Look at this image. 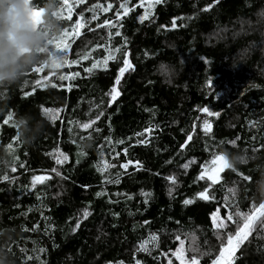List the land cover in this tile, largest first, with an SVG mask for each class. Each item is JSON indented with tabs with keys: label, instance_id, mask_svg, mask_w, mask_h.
<instances>
[{
	"label": "trees",
	"instance_id": "1",
	"mask_svg": "<svg viewBox=\"0 0 264 264\" xmlns=\"http://www.w3.org/2000/svg\"><path fill=\"white\" fill-rule=\"evenodd\" d=\"M124 2L69 0L71 19L61 20L72 33L67 60L76 63L52 75L32 69L0 88V157L14 154L11 164L0 161V253L9 264H180V243L187 261L209 264L243 223L237 212L262 202L254 184L264 164V39L254 24L264 0H127L126 15ZM234 29L246 35L233 40ZM249 42L241 63L235 53ZM125 53L133 67L115 84ZM106 56L115 59L104 67ZM162 61L171 75L157 71ZM70 73L78 75L59 78ZM114 85L119 95L109 104ZM21 116L41 126L29 144L19 139ZM225 153L247 162L223 169L215 183L198 179ZM33 176L44 179L33 185ZM205 190L210 199L197 195ZM231 264H264V222L253 224Z\"/></svg>",
	"mask_w": 264,
	"mask_h": 264
},
{
	"label": "clouds",
	"instance_id": "2",
	"mask_svg": "<svg viewBox=\"0 0 264 264\" xmlns=\"http://www.w3.org/2000/svg\"><path fill=\"white\" fill-rule=\"evenodd\" d=\"M34 0H0V88L23 81L34 66H42L52 72H58L57 64L62 60L56 55L50 41L62 38L63 25L60 17L61 0H42L41 22H35ZM255 28L264 39V8L255 13ZM246 35L242 29L232 31V39L239 40ZM252 50V43L237 49L235 55L244 62ZM157 71L165 76L174 72L173 66L160 62ZM29 118L21 116L15 121L20 133V142L29 144L39 134L40 125L30 127ZM14 154L5 153L0 161L11 164ZM230 168L235 169L247 162L245 156L238 153H225ZM259 172L254 184L257 198L264 201V164L257 165ZM0 264H9L6 256L0 253Z\"/></svg>",
	"mask_w": 264,
	"mask_h": 264
},
{
	"label": "snow or ice",
	"instance_id": "3",
	"mask_svg": "<svg viewBox=\"0 0 264 264\" xmlns=\"http://www.w3.org/2000/svg\"><path fill=\"white\" fill-rule=\"evenodd\" d=\"M77 2H82V0H77ZM126 3H127V0H125L124 3L120 4V7L124 9V14L125 15L129 11L128 7L126 6ZM159 3H161V0H149V7H152L155 4H159ZM93 7L94 8L99 7V8H101L102 11L107 12L112 7V5L108 4L107 7H102V6L97 4V5H94ZM208 7H211V5H208ZM65 8L67 9V12H68V16L67 17L64 16ZM71 11H72V5L69 3V0H61V8H60V17H61V19L70 20L71 19ZM42 13H43V8H41V7H36L35 8L34 17H35V22L37 24H39L41 22ZM147 16H148V12L146 11L145 14L140 16L138 19L141 22H143L145 19H147ZM92 19H96V17L93 16ZM117 19H119V15L117 16ZM103 23H104V25H108L110 23V21L105 19ZM81 26H82L81 21L79 19H77L75 25L72 26L73 27V31L76 33V35H79L78 29ZM99 26L100 25H97V27H99ZM164 27H165L164 25H161V28H164ZM172 27L173 28L177 27L175 19L173 20ZM119 34H120L119 31H117L116 35H119ZM71 35H72V33L69 32L65 28L63 30L61 39H59V40L54 39V40L49 42L51 47H52V49H54L56 55L62 60V63L57 64V67L59 69L61 67H63L65 64L76 63V61H71L70 62V61L67 60V53H68V49L70 47V45L67 42V40H68V37L71 36ZM110 59H115V57L114 56H106L104 58V64H103L104 67L107 66V61L110 60ZM97 66H98L97 63H93L92 64V68L86 69L85 71L91 72L92 69L96 68ZM132 67H133L132 64L127 60V53H125L124 66L119 68L118 74L116 75L115 84H119L123 74L126 71L132 69ZM43 69L44 68L42 66H39V65L33 67V71L37 72V73L41 72ZM52 74H53V72L49 71V75H52ZM74 75H78V73L77 74L70 73L67 76L61 75L59 78L61 80H63V79L73 78ZM42 79L46 81V80H48V76H44V77H42ZM35 84L37 86H39V87L45 86V85H43L41 83V80H39V79L35 81ZM208 86L210 88H213L211 80L208 81ZM25 95H27V93H25ZM110 95H111V100L108 101L109 104H111L112 101H114L117 98V96L119 95V92H118V90H117L115 85L112 87ZM200 111L201 112H206L209 116H218L219 115L218 112L211 111V110H209L208 107L201 108ZM46 112L51 113V110H46ZM9 115H11V114H9ZM51 118L55 119V114L54 113L51 114ZM98 118L99 117H97V119ZM5 122H7V121H5ZM82 127L88 128L89 124H84V125H82ZM203 127L205 128L206 131H208V132L211 131V124L208 121H204ZM137 135H139V134H137ZM189 139H191L190 136H189ZM140 142L143 143V141H140ZM117 143H122V141H118ZM181 147L183 148L184 145H181ZM126 151L127 150H125V152ZM65 159H66V157H65ZM60 162L61 161L58 159L57 163H60ZM131 163H133V162L131 160H129L127 163L120 165V167L124 168V169H127L128 164H131ZM210 164L212 166L211 169L205 168V171L200 174L198 179H203L204 176H207L208 180H210L213 183H215L217 181V179H218V173L221 172L225 168H230L229 165L227 164L225 156L222 155V154L213 156L212 160L210 161ZM187 166L188 165L185 164L182 167L186 168ZM201 167H205V166L202 165ZM98 170H100V169H98ZM53 171H55V169H53ZM57 175H59V173H57ZM244 178L245 179H250L249 177H244ZM3 179H8V177L5 176V177H3ZM32 179H33V185H34L36 181L43 180L44 178L43 177H38V176H33ZM168 179L169 180H174L173 177H168ZM209 187H211V185H209ZM206 191L207 190H205V192H200L197 195L200 198L205 199V200L210 199L211 197L209 195H206ZM229 191H233V190L229 189ZM97 195H100V193H97ZM184 203L188 204V203H191V201L190 200H185ZM88 215H89L88 211L85 210L84 211V216L87 217ZM237 215L243 221L242 225L237 228L236 233H235V238L233 237L232 234H229L228 237H227V242L224 243L222 241L221 247L219 249V255L214 260H212L211 264H231V254H232V252L236 249V247L239 245V243L243 239H245L247 237V235L249 233V230L252 228L253 224L258 219L261 220L262 222H264V202H261L259 205H253L249 213L237 212ZM228 218L231 219L232 217L229 216ZM213 222H214L213 223L214 227H219V228H223L224 227L223 223H221L219 225H217L215 223V213H213ZM145 223H147V222H145ZM76 226L79 227V220L77 221ZM73 230H75V229H73ZM153 240H155V236H153ZM141 250H147V249H144L143 245H142ZM193 251H195V249H193ZM173 255H175L177 257V259L180 260V264H185V261L183 259V253L180 251V249H177V251L175 253H173ZM137 264H139V262H137ZM190 264H198V260H197V257L195 255H193L191 257Z\"/></svg>",
	"mask_w": 264,
	"mask_h": 264
},
{
	"label": "rangeland",
	"instance_id": "4",
	"mask_svg": "<svg viewBox=\"0 0 264 264\" xmlns=\"http://www.w3.org/2000/svg\"><path fill=\"white\" fill-rule=\"evenodd\" d=\"M57 154L59 155V153H57ZM57 154H56V156H58ZM58 157H60V155H59ZM211 167H212V166H211V164H210V165H209L208 167H206V168L211 169ZM262 202H264V201H262ZM257 221H259V219H258ZM215 223H216L217 225L223 223V222H222V219L219 218L217 214L215 215ZM241 225H242V224H241ZM241 225H240V226H241ZM240 226H239V227H240ZM216 228L221 229V228H219V227H216ZM236 230H237V229H236ZM236 230H235L233 233H231V234L233 235L234 238H235ZM250 230H251V229H250ZM250 230H249V232H250ZM219 232H222V230H220ZM248 234H249V233H248ZM220 236H221V235H220ZM227 237H228V235H226L225 238L223 239V242H224V243L227 242ZM243 240H244V239H243ZM243 240H242V241H243ZM242 241H241V242H242ZM241 242H240V243H241ZM240 243H239V244H240ZM191 245H192V244H191ZM238 246H239V245H238ZM238 246L236 247V249L238 248ZM191 247H192V246H191ZM191 247H190V249H191ZM220 247H221V246H220ZM220 247L217 249L216 255H215V257L213 258V260L219 255V249H220ZM182 248H183V245H182V243H180L177 249L182 250ZM236 249H235V250L232 252V254H231V261H232V258H233V255H234ZM182 253H183V259H184V261H186V264H190V261H191V260H190V261H187V260H189V258L186 257V256L184 255V254H185L184 251H182ZM211 262H212V261H211ZM211 262H210L209 264H211Z\"/></svg>",
	"mask_w": 264,
	"mask_h": 264
}]
</instances>
